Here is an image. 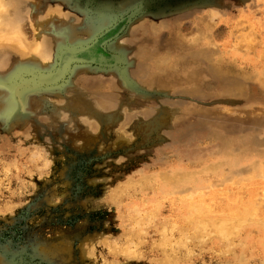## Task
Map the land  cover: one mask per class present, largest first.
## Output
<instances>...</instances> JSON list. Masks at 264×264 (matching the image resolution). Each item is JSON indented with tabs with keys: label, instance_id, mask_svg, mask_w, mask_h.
<instances>
[{
	"label": "rangeland",
	"instance_id": "obj_1",
	"mask_svg": "<svg viewBox=\"0 0 264 264\" xmlns=\"http://www.w3.org/2000/svg\"><path fill=\"white\" fill-rule=\"evenodd\" d=\"M10 2L0 264H264V0Z\"/></svg>",
	"mask_w": 264,
	"mask_h": 264
},
{
	"label": "bare ground",
	"instance_id": "obj_2",
	"mask_svg": "<svg viewBox=\"0 0 264 264\" xmlns=\"http://www.w3.org/2000/svg\"><path fill=\"white\" fill-rule=\"evenodd\" d=\"M10 5H11L10 0H0V37H2L0 39L2 40L1 42H3V40L5 42H11L12 40H15V39L20 40V37H21L19 20L18 19L12 20L9 17H7L5 14L7 8H9ZM1 13L3 14V16H1ZM37 31L38 29L36 27V36L34 38L33 43L24 48L25 50L29 51L31 54H34L35 60L38 59L44 47V42L41 39L40 35H38ZM34 63H35V66H34L35 69L43 70L44 68H48L51 66L49 65V63H53V59H51L50 61H46L43 59V60H40L39 62L34 61ZM219 231L221 232V234H225L226 225L225 226L221 225V227L219 228Z\"/></svg>",
	"mask_w": 264,
	"mask_h": 264
}]
</instances>
